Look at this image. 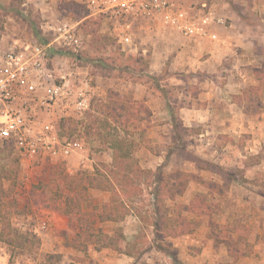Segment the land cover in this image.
Here are the masks:
<instances>
[{
  "label": "rangeland",
  "instance_id": "rangeland-1",
  "mask_svg": "<svg viewBox=\"0 0 264 264\" xmlns=\"http://www.w3.org/2000/svg\"><path fill=\"white\" fill-rule=\"evenodd\" d=\"M171 1L184 4L183 8L213 1L218 11L213 17L225 20L227 26L234 21L221 12L228 11L227 4L232 5L246 21L236 20L235 28L244 36L239 38L251 46V52L247 47L242 49L250 55L239 59L254 63L248 66L240 62L233 67L237 56L228 57L226 61L232 60L231 72L223 75L227 79H219L231 86H222L227 102L219 101L210 120L201 121V113H195L191 123L187 117H179L185 116L180 109L201 89L200 82H196L206 73L191 71V65L183 67L188 60L182 62L178 51L185 47L176 36L161 47L164 54L159 60L164 65L155 69L158 63L149 50L155 49L157 34L163 32L161 18L130 21L127 28L122 26L121 17L120 21L93 17L83 31L80 29L84 42L80 51L48 49L51 67H64L78 78L89 69L87 75L93 79V110L83 120L75 121L77 130L73 135L64 133L84 141L87 152L81 160H43L33 164L11 146L0 152V197L4 201L0 204V232L4 217L9 218L18 235L26 239L23 245L17 243L14 247L0 241V264H113L120 258L116 264H175L176 258L179 264H244L240 263L244 257L250 259L246 264H264V93L251 95V100L243 105L246 111L237 109L231 101L233 95H237L238 102L242 97L238 87L243 82L241 73L247 76L248 82L242 86L246 88L253 66H259L260 59L264 61V0ZM83 7L75 0H0V62L12 46H45V39L52 40L49 26L62 19L79 23L77 17L86 14ZM249 22L255 24L251 31L245 25ZM195 53L186 59L204 60L205 55ZM93 74L101 80L97 81ZM139 83L145 88L136 85ZM140 88L150 93L148 103L144 102L146 99H136L141 95ZM158 93L172 113L170 124L174 132L170 131L169 118L167 122L165 115H153L154 111L165 109L158 102ZM108 101L114 108L111 114L101 106ZM120 113L125 116L123 119ZM112 128L138 143V162L158 168L161 179L170 186L176 183L183 191L174 201L165 200L161 205L164 215L157 217L159 222L162 216L167 220L164 234H169L171 227L179 226L183 219L191 225L188 233L163 238L159 228L150 227L157 218V207L152 188L147 187H142L143 197L134 207L135 214L139 212L147 218L144 225L130 215L120 224L103 221L102 210L109 203L110 194L88 185L96 178L97 170L104 174L105 166L112 163L114 152L107 143ZM142 147L161 154L163 162L152 160ZM234 181L244 189L234 190ZM188 208L195 213H189ZM43 223L47 228L42 230ZM119 230L131 242L139 235L143 237L141 253L132 258L111 252L99 256L97 236H113Z\"/></svg>",
  "mask_w": 264,
  "mask_h": 264
},
{
  "label": "built area",
  "instance_id": "built-area-1",
  "mask_svg": "<svg viewBox=\"0 0 264 264\" xmlns=\"http://www.w3.org/2000/svg\"><path fill=\"white\" fill-rule=\"evenodd\" d=\"M93 17L120 21L162 19L183 36H207L213 19L206 4L178 7L165 0H75ZM215 18V17H214ZM52 40L45 46H12L0 62V147L11 146L30 164L43 160L83 159L84 141L64 136V119L83 120L95 96L93 80L51 67L48 49L80 51L83 37L79 23L67 19L49 26ZM212 38H216L215 35ZM42 230L47 228L42 224Z\"/></svg>",
  "mask_w": 264,
  "mask_h": 264
},
{
  "label": "crops",
  "instance_id": "crops-1",
  "mask_svg": "<svg viewBox=\"0 0 264 264\" xmlns=\"http://www.w3.org/2000/svg\"><path fill=\"white\" fill-rule=\"evenodd\" d=\"M167 1V0H165ZM169 2L174 3L176 6L179 7H185L184 4H181L180 2L177 1H171L168 0ZM246 3V2H245ZM197 5H204L206 4L208 7H210V11L213 13V15L217 16L218 15V11L215 9L216 4L215 2L211 1V2H207V1H200L196 3ZM241 4H243V2H241ZM186 5V4H185ZM253 5L257 6L256 2H253ZM187 6V5H186ZM225 8V5L222 6ZM227 10H223V12L221 13H226V15L232 19V21H234V23H231L229 26L226 25V21L221 19L222 23L217 24V22H214L213 25L210 24V26H208V31L209 34L207 36H201L198 37L200 35H194L192 37H183L180 35L179 31L177 29H175L174 27L170 26V25H166L162 22V29L163 32H159L158 38L156 39V45H155V49L152 50L150 49L149 51L151 53V55H153L155 62L158 63V66L155 69H159L163 67V63L160 62L159 60V56H163L164 52L161 51V47L165 46L166 44L169 43V40H172L173 38H175L174 36L181 38V45L184 46L185 48L181 49L178 51L179 56L182 58V62H184L185 60H188L186 62H184L183 67H185V65H191L190 70L191 71H199V73L203 72L205 74V76L202 79H198V81L196 83H199L201 89L197 90V94H195L193 97H189L188 102H186L185 106L181 107L180 111H183V113H185V116H179L180 118L183 119H189L191 123H193L192 121H194V117L196 116L195 113H201V121H203L204 119L210 120L211 117L213 116V114H210L213 112L214 108H218L217 104L219 103H223L224 101H226V96H225V92L222 89V86L224 87H231L228 83L225 85V83L223 84V82H220L219 79H227V77H223V75H227L228 71L231 72L230 68L232 67V64L229 63V61L231 62L232 60H227L228 57H234L233 55L237 56V60L235 61L233 59L232 62H235V66L233 67H237L238 63H242V65H248L250 66L251 64H253L254 62L251 61V59H239V57L241 58V56L245 55H250L249 52H244L245 50H242L244 47H247L246 50L250 51L251 46L249 44H247L245 41H242L241 38H239L240 31L238 32L235 28L236 25V20L240 19L243 22H246L245 19H242V17H240V15L235 12L233 9L234 7L230 4L226 5ZM254 12H256L254 10ZM220 13V11H219ZM258 13V12H256ZM230 15V16H229ZM214 16V17H215ZM224 16V15H223ZM212 17L213 19H216ZM217 20V19H216ZM219 25V26H218ZM246 28L248 29V31H251V29L255 26L254 23H246ZM169 26V27H168ZM235 28V29H233ZM250 29V30H249ZM215 35L216 38H212V36ZM244 37V36H243ZM205 41V43H204ZM207 41V42H206ZM247 44V45H246ZM192 49V50H190ZM245 49V48H244ZM147 52V50H146ZM196 52V53H195ZM232 53V54H228V53ZM251 52V51H250ZM191 53H195L196 55H199L201 53V55H205L204 60H200V58H190L191 61H189V59H186L187 55L191 54ZM149 54V52H148ZM257 54V55H256ZM256 56H260L261 54L256 53ZM240 55V56H239ZM253 54V56H255ZM178 56V57H179ZM227 56V57H226ZM202 57V56H201ZM153 59V62H154ZM261 60V64L258 66H253V71H252V78L250 77V84L249 86H247L246 88H242L243 85H245L247 80V76L244 75L243 73H241V77L243 79V82H240V84L238 83V87L239 89H242V92H240L239 95H242V97L240 98V102H238V98H236L237 95H233L231 97V101L232 103L237 107V109H241L242 111H246V106H243L244 103L250 101V97L245 96L246 93L248 92L249 88L251 87H256L260 84L259 78L256 76L255 71L256 70H260V69H264V61L262 59ZM256 61V59H255ZM252 62V63H251ZM246 63V64H245ZM89 69L86 70V72L84 74H87V71ZM211 73V74H210ZM89 75V74H88ZM93 76V75H92ZM91 79L92 77L89 76ZM229 77V75H228ZM94 78V77H93ZM96 80H101L102 77L99 76H95ZM232 78V76H231ZM234 79V78H233ZM93 80V79H92ZM253 80V81H252ZM106 82H110L109 80H106ZM239 82V81H238ZM98 83V82H97ZM232 83V80L230 81V84ZM139 86H146L143 83H139L136 84ZM145 88V87H144ZM227 92V91H226ZM96 93V90H95ZM140 96H137L136 99H142L145 100L144 102L148 103L147 101V97L150 95L149 92H147L146 90H141L140 88ZM160 98H158V102L160 103V105L164 106V111H160V112H153L154 117H163L165 115L167 122H168V118H169V124L171 123L170 118L172 113L166 108V101L164 99L163 96H161L160 93H158V95ZM229 97V96H228ZM235 100V102H234ZM227 102V101H226ZM213 109V110H212ZM216 113V112H215ZM245 114V113H244ZM181 115V114H180ZM146 119L147 116H144ZM196 120V118H195ZM200 121V122H201ZM170 131L174 132V128L172 127V125L170 124ZM257 148V146H256ZM139 150V149H138ZM142 152L146 153V155H149L151 157V159H157L159 161L163 162V156L161 154H154L153 151L148 148V147H142ZM163 152V151H162ZM137 155V154H136ZM152 159V160H153ZM113 161V158H112ZM140 166L143 169H147V170H152L154 172H156L158 170V168H153L152 166L149 167H144L142 165L141 162ZM162 164V163H161ZM161 164H158V167L161 166ZM233 183L236 184V186H234L233 188H235L234 190L239 191V189L243 190L244 188H242V186H240L241 184H238L237 181H234ZM238 184V185H237ZM110 194V192H108ZM111 196V194H110ZM109 196V197H110ZM189 212V211H188ZM264 212V211H263ZM103 213H104V208L102 210V218H103ZM191 214H194L192 212H189ZM201 213V212H200ZM128 215L132 216V218H135L137 220L140 221V223H142L144 225V222H142V220L140 219V217L138 215L135 214L134 211H130V213H128L124 218H126ZM201 215H203V213H201ZM124 218L118 222L115 221H107L108 223H114V224H120V222H122L124 220ZM103 221H105L103 219ZM190 225V224H189ZM150 227L154 228L153 230H155V227L151 224ZM191 228V225H190ZM158 229V228H157ZM125 234V232H124ZM126 236V234H125ZM127 238V236H126ZM258 249V247H257ZM96 250V249H95ZM99 256H104L102 254H106L108 252H111V254L116 253L119 254L121 256H124L126 258H132L130 256H127L125 254H120L117 253L116 251H113L111 249H101V250H96ZM134 257V256H133ZM118 260L120 259H115L113 261V264H116V262H119ZM242 261H244V264H246L248 261H250V259L248 257H244V259L240 260V263H243ZM103 264H106L105 262H103Z\"/></svg>",
  "mask_w": 264,
  "mask_h": 264
},
{
  "label": "trees",
  "instance_id": "trees-1",
  "mask_svg": "<svg viewBox=\"0 0 264 264\" xmlns=\"http://www.w3.org/2000/svg\"><path fill=\"white\" fill-rule=\"evenodd\" d=\"M83 8L86 10V14L84 16L77 17V21L80 23L79 27L81 30L84 28L85 23L90 21L89 19L93 18V16L90 15L89 10L85 7ZM49 42V39H45L44 45H47ZM51 51L55 52L54 50ZM255 74L259 78L260 84L256 87L249 88L245 96L251 97V95H254L255 93L261 95L262 93H264V69L256 70ZM93 76L97 75L93 74ZM109 101L106 105H100L102 106V110L104 112H108L111 114L114 112V108L113 104ZM103 107L106 108L104 109ZM107 108L112 109L109 110ZM91 110H93V103L91 106ZM115 114L113 116L116 118L117 115ZM122 115L123 114L120 113V119H123L125 117ZM75 121V119H64L61 125L62 133H69L68 136L73 135L77 130V124ZM70 123H74V126H71ZM108 134H110V136L107 139V143L110 145L111 149L114 152L113 161L111 164L105 166L106 171L104 174L97 170L95 174L96 178L93 177L88 185L91 188L102 189L103 191L110 192L111 194L109 203L104 204L103 219L105 221L107 220L118 222L122 220L128 213H130L131 210L134 211L135 203L138 202L139 198L143 197L144 190L142 187L152 188V196L157 207L155 216L157 217L158 214V217L160 215H164L161 205L164 204L165 200L174 201L177 196H180L183 193V191L179 190L178 186L175 185L176 183H174L173 186H170L164 178L161 179L159 170L154 172L152 170L143 169L140 166L138 160L135 157V153L139 148V145L136 141L129 140L126 137H122L120 132H118L115 128H112V130L108 132ZM7 146L3 148L0 147V152L6 151ZM97 177L99 179V182L97 181ZM2 179L3 176H1V180ZM91 185H93V187ZM84 191H86V189ZM0 204H4V201L1 199V197ZM47 207H49V205ZM188 210L192 213H195L194 209L188 208ZM137 213L136 214L140 217L142 222L145 223L147 221V218L143 217L139 212ZM201 213H203V210L201 211ZM158 217L154 219V224L152 223V225L155 227V230L159 228L163 233L167 226V220L166 218H164V216H162L160 220V222L162 221V223H160L158 221ZM161 224L162 226H160ZM1 225V242L5 243L9 247H14L17 243H21V245H23L22 243H25L26 239L18 235L17 231L12 227L9 218L6 219L4 217ZM188 230H190V225L183 219L182 221H180L179 226L175 228L171 227L170 233H163L162 237H178L188 233ZM141 238L143 237L139 235L137 236L136 241L131 242L126 238L123 230H119V232L115 233L113 236L99 234L95 241L98 250L104 248L111 249L113 251H116L117 253L133 257L138 253H141ZM20 240H22V242H20ZM174 262L175 264H179L177 258L174 260ZM9 264H12V261Z\"/></svg>",
  "mask_w": 264,
  "mask_h": 264
}]
</instances>
